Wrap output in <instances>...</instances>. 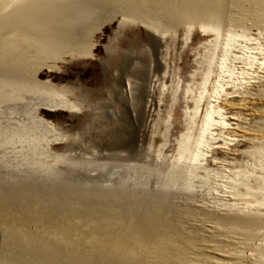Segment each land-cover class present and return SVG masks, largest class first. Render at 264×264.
<instances>
[{
    "label": "rangeland",
    "instance_id": "obj_1",
    "mask_svg": "<svg viewBox=\"0 0 264 264\" xmlns=\"http://www.w3.org/2000/svg\"><path fill=\"white\" fill-rule=\"evenodd\" d=\"M0 264H264V0H0Z\"/></svg>",
    "mask_w": 264,
    "mask_h": 264
},
{
    "label": "bare ground",
    "instance_id": "obj_2",
    "mask_svg": "<svg viewBox=\"0 0 264 264\" xmlns=\"http://www.w3.org/2000/svg\"><path fill=\"white\" fill-rule=\"evenodd\" d=\"M63 34V33H62ZM58 38H61V36L60 37H58Z\"/></svg>",
    "mask_w": 264,
    "mask_h": 264
}]
</instances>
